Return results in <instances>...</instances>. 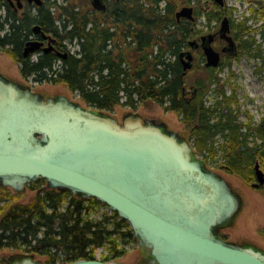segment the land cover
Wrapping results in <instances>:
<instances>
[{"label": "trees", "instance_id": "1", "mask_svg": "<svg viewBox=\"0 0 264 264\" xmlns=\"http://www.w3.org/2000/svg\"><path fill=\"white\" fill-rule=\"evenodd\" d=\"M240 1L246 2V14L229 18L237 42L235 55L247 53L260 64L255 70L261 73L264 0ZM105 4V11L98 13L81 0H42L16 11L0 0V52L19 64L22 78L63 83L100 111L119 104L135 109L140 103L156 102L189 128L197 153L207 160L220 155L223 170L249 182L254 162L264 163V116L253 121L245 110L241 120L235 89L226 92V82L220 83L215 67L203 66V75L187 84L177 54L193 34L191 21L176 20L172 0H106ZM214 7L218 12L207 13L208 21H217L223 12ZM231 10L227 15H232ZM35 25L52 36L54 49L25 57L24 46ZM65 41H74L78 49L70 52ZM210 86L216 98L208 102ZM42 181L46 183L40 178L29 187L40 189ZM104 207L95 197L55 188L38 190L28 202H19L18 193L0 186V248L43 255L45 264H66L78 258L95 259L94 250L107 246L108 255L100 259L117 260L126 253L123 246L136 239L116 211L92 216Z\"/></svg>", "mask_w": 264, "mask_h": 264}, {"label": "water", "instance_id": "2", "mask_svg": "<svg viewBox=\"0 0 264 264\" xmlns=\"http://www.w3.org/2000/svg\"><path fill=\"white\" fill-rule=\"evenodd\" d=\"M89 2L97 11L106 9L105 0ZM215 2L224 5V0ZM175 17L193 20V7L182 6ZM216 33L225 41L220 51L236 54L227 15ZM216 33L200 37L205 66L220 62V51L211 44ZM41 36L47 45L28 40L23 56L53 48V39ZM188 44L199 45L196 39ZM179 58L184 76L192 67L191 50ZM254 168L262 182L258 162ZM40 178L48 187L95 197L116 211L130 224L142 258L137 263L78 258L66 264H264L263 249L218 235L220 226L235 219L242 199L221 174L205 166L188 138L137 112H127L118 122L64 95L44 97L0 72V186L21 192ZM7 261L41 264L34 254L14 253Z\"/></svg>", "mask_w": 264, "mask_h": 264}, {"label": "rangeland", "instance_id": "3", "mask_svg": "<svg viewBox=\"0 0 264 264\" xmlns=\"http://www.w3.org/2000/svg\"><path fill=\"white\" fill-rule=\"evenodd\" d=\"M58 1L64 2V0ZM72 1L74 2L76 0ZM81 1L82 4H85V6L91 7L88 0ZM172 1H174L176 4L175 11L180 9L182 6L190 5L191 3L194 6L196 12H200V14L196 13L195 20L191 22V27L194 29L193 34L189 37L191 39H199L200 35L216 32L219 28L221 17L227 15V11L230 7L232 8V15L227 16L231 19L233 18L237 20L241 18L243 13L246 14V12H244L246 2L242 3L240 0H224L223 6H219L214 0ZM214 6L218 7L223 12L217 21H208L207 13L210 11L218 12V9ZM224 43L225 42L223 40L216 36L213 46L219 50L224 45ZM68 47L70 49H75V46L70 42L68 43ZM201 56H203L201 51H198L195 54L194 63L192 62L193 66L187 71L185 75L187 84H190L196 78L203 75L202 68L205 58L203 56V59H201ZM258 65L260 64L248 56L247 53L239 52L233 57L222 55L221 62L215 70L220 83L226 82L224 85L226 92H231V89H235L237 103H239V107L241 109V120L245 119L243 114L245 110L247 111L248 115H251L253 121H258L263 114L264 71L261 73L257 72L255 69L258 67ZM0 72L15 81L31 85L34 91L41 93L44 97L61 94L72 101L81 103V105L84 107H88V105L78 96V94L70 91L63 83H37L32 81L30 78H22L19 72V64L14 62L11 57L3 52H0ZM213 87L214 86H210L207 93L208 102L216 98V90H214ZM127 112H137L143 116L158 119L159 121L164 122L168 129L176 131L190 140L189 128L180 121L176 113L164 110L161 105L154 101L140 103L135 109L119 104L116 105L113 110L108 111V113L116 118L118 122H121L123 116ZM197 154L201 159L204 160L209 168L214 169L224 178H226L230 182L232 188L240 194L242 199L241 209L236 215L235 219L230 224L220 226L217 229L218 234L225 237V239L229 241L238 243L245 241L251 242L264 250V191L253 187L249 182L242 181L239 177H237V175L223 170L220 166L222 158L219 154H217L219 156H216L214 160L212 159L213 161L207 160L199 153ZM41 184L45 185V182L42 181ZM6 189L11 193H18L19 202H28L34 196V194L38 192L37 188L31 189L28 185L21 192H14L11 188ZM103 211H109V209L107 207L100 208L97 211H93L92 216L97 217V215ZM123 247L126 250V253L118 258V260L137 263L142 259L140 256L138 241H129ZM20 252L22 253L23 251L12 248H0V261L2 258H5L3 259L5 261L10 255ZM94 254L97 259H100L103 255H108L107 246L97 247L94 250ZM34 258L38 259L41 264H45V256L34 254Z\"/></svg>", "mask_w": 264, "mask_h": 264}, {"label": "flooded vegetation", "instance_id": "4", "mask_svg": "<svg viewBox=\"0 0 264 264\" xmlns=\"http://www.w3.org/2000/svg\"><path fill=\"white\" fill-rule=\"evenodd\" d=\"M215 1V0H214ZM6 2L8 3V5L11 7V8H13L14 10H16V11H23L24 9H26V8H30V7H32L33 5H35L34 3H29L27 0H20V3L18 4L17 3V1L16 0H6ZM193 3V2H192ZM190 5H192L191 3H190ZM193 6V5H192ZM93 8V7H92ZM94 9V8H93ZM95 11H97L96 9H94ZM98 13H101L100 11H97ZM193 15L195 16L196 15V10L194 9V6H193ZM183 19H185V18H179V19H176L177 21H180V20H183ZM194 20H195V18H194ZM194 20H191V22H193ZM40 28V27H39ZM192 30L194 31V29H193V27H192ZM41 32H43L41 29H39L37 32L33 29V32H32V34L31 35H29V37L30 38H35V39H38V40H42V42H43V46H46L47 45V39H44L42 36H41ZM217 32V31H216ZM216 32H214V33H216ZM44 33V32H43ZM46 35H48V34H46ZM50 36V35H49ZM202 35H200V37H201ZM216 36H218V34L216 33L215 34V36H214V39H213V41H212V46H213V42H214V40H215V38H216ZM29 37H28V39H29ZM200 37H199V39H197L196 38V41L198 42V46L197 47H194V48H191L190 46H189V44H188V41H189V39H191V38H188V40H187V44H186V46L185 47H182L179 51H178V54H177V57L179 58V54L181 53V52H183V51H186V50H191V52H192V56H193V60H192V62L194 63V58H195V54L198 52V51H201L202 53H203V51H202V47H201V44H200V41H201V39H200ZM219 37V36H218ZM192 39H195V38H192ZM219 39H221L220 37H219ZM221 40H223V39H221ZM224 41V40H223ZM52 42L53 41H51V44H52ZM225 42V41H224ZM224 45H225V43H224ZM223 45V46H224ZM53 46V45H52ZM222 46V47H223ZM214 47V46H213ZM221 47V48H222ZM215 48V47H214ZM221 48L219 49V51L221 50ZM54 48H52L51 50H53ZM216 49V48H215ZM38 50H42L41 48L40 49H38ZM38 50H36V51H34V52H32V53H30L29 55H32V56H35L36 54H37V51ZM218 50V49H217ZM49 51V50H48ZM222 55H227V56H229V57H233L234 55H229V54H226L225 52H221L220 51V62H221V58H222ZM203 56H204V54H203ZM202 56V57H203ZM204 58H205V56H204ZM179 62H180V64H181V59L179 58ZM220 62H219V64H220ZM218 64V65H219ZM193 66V65H192ZM203 66H205V62H204V65ZM205 67H208V66H205ZM210 67V66H209ZM218 67V66H217ZM217 67H215V68H217ZM181 69H182V65H181ZM182 73V72H181ZM241 110V109H240ZM243 114H244V112H243ZM264 116V108H263V114H262V116L260 117V119L258 120V121H261V118ZM155 119V118H154ZM155 120H157V121H159L158 119H155ZM256 162H258V165H259V168L263 171V181L262 182H259L258 183V181H257V179H256V176H255V168H254V166H253V175H252V179L249 181V183H250V185H252L253 187H255V188H257V189H260V190H262V191H264V163L261 161V160H256L255 162H254V165H255V163ZM236 175V174H235ZM237 177H239L242 181H244L240 176H238L237 175ZM229 182V181H228ZM246 182V181H245ZM254 183H258L257 185H254ZM229 184H230V182H229ZM44 186L45 185H42L41 187H40V189L38 188V190H44L45 188H44ZM230 186H231V184H230ZM233 189V188H232ZM234 190V189H233ZM235 191V190H234ZM238 193V192H237ZM239 194V193H238ZM240 195V194H239ZM220 235V234H219ZM221 236V235H220ZM221 237H223V236H221ZM246 242V241H245ZM248 243H250V244H253V243H251V242H248ZM254 245V244H253ZM256 246V245H255ZM3 259H5V258H2L1 259V261H0V263L1 264H7L8 263V259L7 260H3Z\"/></svg>", "mask_w": 264, "mask_h": 264}]
</instances>
